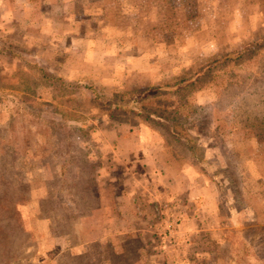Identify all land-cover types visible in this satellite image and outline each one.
<instances>
[{
  "label": "rangeland",
  "instance_id": "1",
  "mask_svg": "<svg viewBox=\"0 0 264 264\" xmlns=\"http://www.w3.org/2000/svg\"><path fill=\"white\" fill-rule=\"evenodd\" d=\"M261 37L264 0H0V177L33 198L10 264H84L92 246L101 264H264V143L232 118L263 97L251 74L264 56L243 66L202 149L123 115L84 119L101 115L86 84L112 96L174 82ZM132 149L141 157L128 161ZM84 152L92 173L77 166ZM63 179L75 181L72 200L56 196Z\"/></svg>",
  "mask_w": 264,
  "mask_h": 264
},
{
  "label": "trees",
  "instance_id": "2",
  "mask_svg": "<svg viewBox=\"0 0 264 264\" xmlns=\"http://www.w3.org/2000/svg\"><path fill=\"white\" fill-rule=\"evenodd\" d=\"M263 56L264 37H261L245 44L240 50L222 54L174 82L148 85L137 88L135 91L115 92L112 96H106L95 85L86 84L84 86L93 93V100L101 115L93 114L89 117L85 116L84 119L89 121L90 118H97L100 121L102 115L114 119L123 115L128 123L143 121L151 126H159L188 149L197 150L203 147L200 146L202 144L199 141L214 111L220 110L219 104L223 96L237 86H241L246 76L242 73L243 66L258 63ZM251 78L253 84L258 86L259 81H264V68L253 67ZM208 87H214L215 99L207 103L199 102L198 93ZM259 99L250 102L245 112L235 111L232 118L235 123H244L247 130L252 131L260 143H264V95L263 97L260 95ZM236 105V110L242 108L238 102ZM23 108L30 117H35L36 121L40 120L41 124L44 123L45 126L54 128L39 108L35 111L34 107L28 105ZM243 114H245L244 117H242ZM218 119L219 117H214L215 121ZM93 127L94 123L91 122L89 129ZM215 127L216 134H222L219 130L220 124H216ZM2 139L1 137L0 146ZM0 150L2 151V146ZM83 158V162L78 163L77 166L88 168L91 170L89 173H92L96 165L91 161L88 152H84ZM63 182L66 184L65 189L74 197L75 181L70 185L66 179H63ZM93 187L94 183L88 182L81 189L85 191L84 195H87L86 193H91L90 190ZM27 193V184L15 183L9 178L0 177V254L3 264H10L14 261L27 244L24 221V207L30 201ZM51 201L48 200V202ZM92 248H90L91 251L89 248L84 251V264H101L100 258L94 254L96 247L92 246ZM77 255L79 259H82L81 254Z\"/></svg>",
  "mask_w": 264,
  "mask_h": 264
},
{
  "label": "crops",
  "instance_id": "3",
  "mask_svg": "<svg viewBox=\"0 0 264 264\" xmlns=\"http://www.w3.org/2000/svg\"><path fill=\"white\" fill-rule=\"evenodd\" d=\"M94 85V84H93ZM106 117H108V116H104V117H102L101 119H100V121H98V123L96 122V125H98L99 123H101L103 120H105V119H111V120H114L115 121V119L114 118H111V117H108V118H106ZM128 123V122H127ZM95 130V129H94ZM119 135H120V132H119ZM118 135V136H119ZM91 136L93 137L92 139L94 140V138H96V139H99V137H100V134H99V132H92V134H91ZM142 139V138H141ZM144 152V151H143ZM145 154L147 153V152H144ZM151 153V152H150ZM141 154H140V150L139 149H132L131 151H129L128 152V157H129V160L128 161H132V159H135V158H137V157H141L140 156ZM89 157L91 158V160H93L95 157L93 156V155H91V154H89ZM96 188H98V185L96 186ZM58 195H60V194H57L56 193V196L57 197H59L61 200H72V196L69 194V192L68 191H66V192H64L63 194H61L62 196L60 197V196H58ZM55 196V195H54ZM54 196H52L49 200H51V199H53V197ZM40 199H42V198H40ZM31 200H33V198H31L30 199V201L29 202H31ZM35 200V199H34ZM28 205H29V203H28ZM25 215V214H24Z\"/></svg>",
  "mask_w": 264,
  "mask_h": 264
}]
</instances>
